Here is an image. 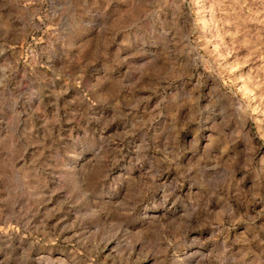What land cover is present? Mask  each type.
<instances>
[{"label": "rangeland", "instance_id": "1", "mask_svg": "<svg viewBox=\"0 0 264 264\" xmlns=\"http://www.w3.org/2000/svg\"><path fill=\"white\" fill-rule=\"evenodd\" d=\"M0 264H264V0H0Z\"/></svg>", "mask_w": 264, "mask_h": 264}]
</instances>
